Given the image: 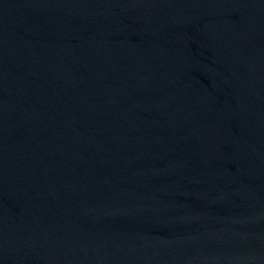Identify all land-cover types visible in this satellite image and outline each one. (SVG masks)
<instances>
[{
	"label": "water",
	"instance_id": "95a60500",
	"mask_svg": "<svg viewBox=\"0 0 264 264\" xmlns=\"http://www.w3.org/2000/svg\"><path fill=\"white\" fill-rule=\"evenodd\" d=\"M0 264H264V0H0Z\"/></svg>",
	"mask_w": 264,
	"mask_h": 264
}]
</instances>
